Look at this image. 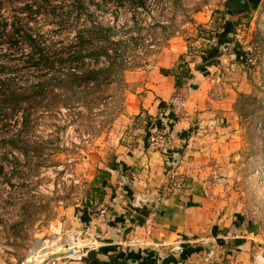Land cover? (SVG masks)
Masks as SVG:
<instances>
[{
	"label": "rangeland",
	"instance_id": "374dc122",
	"mask_svg": "<svg viewBox=\"0 0 264 264\" xmlns=\"http://www.w3.org/2000/svg\"><path fill=\"white\" fill-rule=\"evenodd\" d=\"M25 1L6 0V13L17 12ZM134 1L94 0L91 4L100 23L119 29L116 39L135 38L123 52L127 67L123 87L92 112L80 107L82 114L77 118L74 109L41 116L31 135L44 140L43 163L29 172L20 160L14 173L7 163L0 176V264H42L51 255H58L56 258L64 263L75 261L66 255L64 241L71 235L66 233L69 228L79 230L73 222L82 223L84 210L88 217L99 218L103 209L113 215L105 203L111 194H121L120 202L126 203L123 212H133L129 203L140 205L137 199L122 193L127 185L124 179L106 188L97 179L117 163V150L123 143L144 139L142 126L147 116L134 114L130 107L132 93L142 94L137 91H142L148 77L160 68L178 67L180 55L188 61L191 72L196 70L210 49L219 65L203 76L212 83V97L206 110H195L192 115L187 114L189 106H185V113L178 115L188 118L190 126L182 138L185 143L174 144L178 145L175 148L171 143L169 155L174 152L172 157H177L167 160L160 190L176 194L183 208L197 206L199 200L207 202L204 197L218 203L221 215L228 214L233 225L241 224L238 230L257 237V253L264 255V0H249L245 12H231L228 0H145L142 8H137ZM235 21L238 24L233 28L231 23ZM186 88L192 89L189 85ZM193 99L198 102L201 96ZM200 111L208 112L202 121ZM170 112L172 119L176 116L172 106ZM168 121L170 118L166 124ZM160 131L148 136L149 148L150 137ZM199 139H205L203 150L197 145ZM185 144L191 146L189 153ZM191 165L194 175L183 170ZM110 178L105 177V181ZM96 185L105 190L101 204L99 195L92 191ZM88 198L92 199L89 210L85 207ZM27 204L29 208H23ZM144 209L148 213L153 205L146 204ZM134 213L141 222L149 218ZM206 228L196 236L211 237L214 225ZM219 231L229 233L225 227ZM74 234L83 239L82 244L86 242L82 232ZM50 239L62 249H47L52 244ZM210 242L212 248L217 244L214 239ZM208 243L200 246L202 254H206ZM56 258L48 264H54Z\"/></svg>",
	"mask_w": 264,
	"mask_h": 264
},
{
	"label": "trees",
	"instance_id": "16d2710c",
	"mask_svg": "<svg viewBox=\"0 0 264 264\" xmlns=\"http://www.w3.org/2000/svg\"><path fill=\"white\" fill-rule=\"evenodd\" d=\"M93 1L27 0L9 14L6 0H0V176L7 163L13 173L19 170L20 160L29 172L43 163L44 140L31 135L41 116L74 109L77 118L82 114L80 107L92 112L123 87L127 69L123 52L135 38L116 39L119 29L97 20L91 9ZM134 2L137 8L146 5L145 0ZM226 5L230 11L237 8L229 1ZM206 53L196 70L216 63L215 53L211 49ZM179 58L178 67L160 68L161 73L175 77L176 91L193 76L188 61L182 55ZM110 167L116 169L117 165ZM102 176L109 177L110 172L104 170ZM92 191L101 204L104 188L94 186ZM91 200L85 203L88 210ZM189 252L191 249L184 247L180 256ZM98 253L90 250L85 264H98Z\"/></svg>",
	"mask_w": 264,
	"mask_h": 264
},
{
	"label": "crops",
	"instance_id": "0c3cea01",
	"mask_svg": "<svg viewBox=\"0 0 264 264\" xmlns=\"http://www.w3.org/2000/svg\"><path fill=\"white\" fill-rule=\"evenodd\" d=\"M218 66V61H216L215 64L204 67V70H192V78L188 79L184 87L177 91L174 86L175 77L171 74H163L159 69L158 72L148 77L142 91H137L143 92L142 94L132 93L130 107L134 110V114L147 116L145 125L142 126L144 139H137L133 144L123 143L117 150V163H115L117 168L106 169L110 172V180L105 181L102 175L97 176V179L101 181L100 186L105 188L115 184L120 178L127 181L122 193L128 194L137 201H145L153 205L150 216L145 219V222H141L134 211L132 213L123 212L122 205L126 203L120 202L121 194L117 197L111 194L105 203L108 204L109 211L115 215V220L113 222L101 221L95 216L88 217L83 211L82 223L73 222L79 230L69 228L66 232L74 234L79 231L85 236L84 241L86 242L83 244L87 246L83 245L85 246L83 247L85 252L83 259L64 263L56 258L54 264H85L84 258L90 250L99 251L98 264H253L254 254L260 251L255 241L257 237L246 230H238L241 229V224L233 225L232 218L228 214L221 215L218 203L216 205L204 197L202 199L208 200L207 202L199 200L197 206L190 204L191 206L183 208L176 194L161 192V179L165 174L163 168L168 159L177 156L172 157L174 152H171V155L164 157L160 152L152 151L146 143L148 136L167 127L173 133V138L168 140L170 147L171 143L173 145L185 143L182 138L187 134L185 130L189 129L190 121L178 115H173L172 119L169 117L172 116L169 106L170 99L176 95L187 97L186 106H189L187 114L193 115L195 110H206L207 101L212 97L210 93L212 83L209 78L206 79L203 76ZM126 81L129 82L127 79ZM187 85L192 89L186 88ZM196 95L201 96L198 102L193 99ZM196 102L197 107H195ZM207 113V111H200L198 114L200 121L204 120ZM167 118H170V121L166 124ZM219 141L220 139H216L215 143ZM204 142L205 139H199L197 142L202 150ZM178 145H174V148ZM186 147L189 153L190 144ZM193 167L194 165L187 166L183 170L194 175ZM195 186L199 187L197 184ZM206 190L208 191L207 188ZM195 191L198 192L197 189ZM210 225H214L211 237L196 236ZM220 225L228 228L229 233L221 234ZM216 226H219L218 231L215 229ZM134 237L143 240L145 244L126 247L128 239ZM213 239L217 241V244L212 248L211 254L209 256L202 254L200 246ZM184 247L190 248L191 252L187 256H180ZM165 252L168 253V257L160 259Z\"/></svg>",
	"mask_w": 264,
	"mask_h": 264
},
{
	"label": "built area",
	"instance_id": "2783aa9c",
	"mask_svg": "<svg viewBox=\"0 0 264 264\" xmlns=\"http://www.w3.org/2000/svg\"><path fill=\"white\" fill-rule=\"evenodd\" d=\"M219 78L217 79V82ZM169 106L174 109L176 115L185 113L186 100L181 95L174 96L169 103ZM169 138H173V133L168 129H164L163 131L157 132L153 134L149 139V146L152 151H159L164 156H168L170 153V145ZM99 219L101 221L113 222L115 220V215H109L107 210L103 209L100 211ZM83 239L80 236H76L75 234L69 235L64 241L65 252L68 257H71L73 260L80 261L83 259L85 252L83 251V247L87 246L86 244H82ZM81 243V244H80ZM145 244L143 240L134 237L128 239L125 246L126 247H134L137 245ZM85 245V246H83ZM81 246V247H80ZM253 264H264V255L263 253H256L253 258Z\"/></svg>",
	"mask_w": 264,
	"mask_h": 264
},
{
	"label": "water",
	"instance_id": "95a60500",
	"mask_svg": "<svg viewBox=\"0 0 264 264\" xmlns=\"http://www.w3.org/2000/svg\"><path fill=\"white\" fill-rule=\"evenodd\" d=\"M229 2H231L232 5H235L237 8H240L241 11L245 12L249 10V1L248 0H228ZM142 201H139L138 203L140 205H135V204H131L129 203L128 206L135 211L136 213H140L141 215H143L144 217H149L151 210L148 211V213H146L144 206H146V202L141 203ZM51 241V239H50ZM42 243V242H41ZM212 242H209L206 248V255L209 256L211 254V249H212ZM58 257V255H51L49 257V259H47L44 263L42 264H48L50 260L54 259Z\"/></svg>",
	"mask_w": 264,
	"mask_h": 264
},
{
	"label": "bare ground",
	"instance_id": "6f19581e",
	"mask_svg": "<svg viewBox=\"0 0 264 264\" xmlns=\"http://www.w3.org/2000/svg\"><path fill=\"white\" fill-rule=\"evenodd\" d=\"M49 243L51 244V243H52V240L49 241ZM52 244H53V243H52ZM52 244L49 245V246H47V247H49V248H47V249H53V250H59V249H62V248H61L62 246H61L60 244H56V243L53 244V245H52ZM51 246H53V247H51ZM47 249H46V250H47ZM32 252H33V251H32ZM36 253H37V252H36ZM36 253H35V254H36ZM31 255H32V254H31ZM29 256H30V255H29ZM28 258H29V257H28ZM28 260H29V259H28Z\"/></svg>",
	"mask_w": 264,
	"mask_h": 264
},
{
	"label": "flooded vegetation",
	"instance_id": "af4514ba",
	"mask_svg": "<svg viewBox=\"0 0 264 264\" xmlns=\"http://www.w3.org/2000/svg\"><path fill=\"white\" fill-rule=\"evenodd\" d=\"M238 9H240V8H234V10H231V12H233V11L235 12V11L238 10Z\"/></svg>",
	"mask_w": 264,
	"mask_h": 264
}]
</instances>
